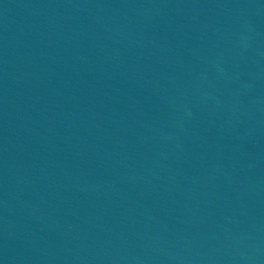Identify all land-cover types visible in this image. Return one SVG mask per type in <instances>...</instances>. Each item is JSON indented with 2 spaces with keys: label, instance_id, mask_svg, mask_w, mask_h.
Listing matches in <instances>:
<instances>
[{
  "label": "water",
  "instance_id": "1",
  "mask_svg": "<svg viewBox=\"0 0 264 264\" xmlns=\"http://www.w3.org/2000/svg\"><path fill=\"white\" fill-rule=\"evenodd\" d=\"M0 264H264V0H0Z\"/></svg>",
  "mask_w": 264,
  "mask_h": 264
}]
</instances>
